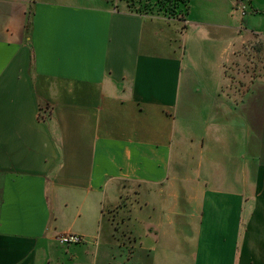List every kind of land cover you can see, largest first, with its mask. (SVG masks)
Wrapping results in <instances>:
<instances>
[{
  "label": "crops",
  "instance_id": "crops-1",
  "mask_svg": "<svg viewBox=\"0 0 264 264\" xmlns=\"http://www.w3.org/2000/svg\"><path fill=\"white\" fill-rule=\"evenodd\" d=\"M0 264H264V0H0Z\"/></svg>",
  "mask_w": 264,
  "mask_h": 264
},
{
  "label": "trees",
  "instance_id": "trees-1",
  "mask_svg": "<svg viewBox=\"0 0 264 264\" xmlns=\"http://www.w3.org/2000/svg\"><path fill=\"white\" fill-rule=\"evenodd\" d=\"M124 2L127 10L139 14H158L171 18L185 17L191 7V0H118Z\"/></svg>",
  "mask_w": 264,
  "mask_h": 264
},
{
  "label": "built area",
  "instance_id": "built-area-1",
  "mask_svg": "<svg viewBox=\"0 0 264 264\" xmlns=\"http://www.w3.org/2000/svg\"><path fill=\"white\" fill-rule=\"evenodd\" d=\"M58 240L64 244L70 243H81L83 241V237L79 234L69 233V234H61L58 235Z\"/></svg>",
  "mask_w": 264,
  "mask_h": 264
},
{
  "label": "rangeland",
  "instance_id": "rangeland-1",
  "mask_svg": "<svg viewBox=\"0 0 264 264\" xmlns=\"http://www.w3.org/2000/svg\"><path fill=\"white\" fill-rule=\"evenodd\" d=\"M113 1V4H114V6H115V8H119V6H120V4L121 5H125V3L124 2H120V1H118V0H112ZM126 6V5H125ZM155 15V14H154ZM156 15H158V14H156Z\"/></svg>",
  "mask_w": 264,
  "mask_h": 264
}]
</instances>
